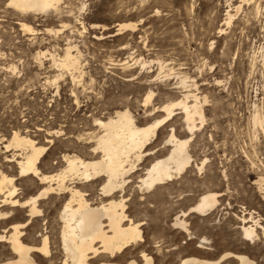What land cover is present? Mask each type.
<instances>
[{
  "label": "rangeland",
  "instance_id": "1",
  "mask_svg": "<svg viewBox=\"0 0 264 264\" xmlns=\"http://www.w3.org/2000/svg\"><path fill=\"white\" fill-rule=\"evenodd\" d=\"M83 3L85 25L98 28L84 31L76 25L73 17ZM65 6L61 15L48 12L31 19L34 33L23 34L6 0L0 2V142L15 130L42 145L52 139L41 163V170L51 173L64 165V153L89 156L91 136L99 132L95 119L105 120L128 107L144 125L164 115H152L154 107L182 98L186 90L206 96V123L191 139L188 171L148 194L139 192L137 184L115 194L127 199L129 217L143 222L144 241L112 260L140 262L144 251L155 264H178L183 255L213 260L233 252L264 264L263 235L244 240L240 230V217L249 212L264 226V193L256 183L264 177V0H70ZM227 11L234 15L230 24ZM119 23L134 24L135 29L116 34ZM73 24L82 35L70 33ZM58 29L62 32L56 33ZM67 35L72 36L69 41ZM69 44L76 47L73 53L79 52L74 71L57 66L51 57L62 58ZM39 51L47 53L38 58ZM150 92L151 102L144 105ZM173 119L147 146L153 154L138 163V174L154 157L167 154L172 130L180 138L186 136L182 114ZM53 129L60 133L49 137L47 130ZM4 144L0 170L16 177L20 199L39 192L42 185L36 178L18 177ZM100 184L93 186L94 206L101 198ZM202 191L222 194L220 205L206 216L188 213V235L174 227L173 220L188 211ZM65 200L60 195L42 200L40 217L21 229L30 245L39 244L42 234L49 236L51 255L41 256L38 264H62L58 214ZM2 209L11 212L0 220V234L28 219L26 209ZM13 256L9 243L0 242V262ZM99 258L91 259L92 264Z\"/></svg>",
  "mask_w": 264,
  "mask_h": 264
},
{
  "label": "bare ground",
  "instance_id": "2",
  "mask_svg": "<svg viewBox=\"0 0 264 264\" xmlns=\"http://www.w3.org/2000/svg\"><path fill=\"white\" fill-rule=\"evenodd\" d=\"M69 1L6 0V8L12 9L13 15L17 16V24L23 34H31L35 31L29 24L31 19L37 20L39 14L45 15L48 12L61 15ZM84 8L85 4L83 3L79 15L73 17L76 25H81L84 31L98 28L97 24H90L89 27L85 25L84 19L81 17ZM240 9L241 6L239 5L235 8V11L238 13ZM72 11L73 9H69L67 12L72 13ZM71 13L69 16H71ZM233 17L234 15L227 11L226 23L230 24ZM75 27L74 24L71 26L70 33L76 32L78 35H82L83 31L78 29L74 31ZM117 27L116 34L121 33L126 28L135 29V25L131 23H119ZM63 28H70V24H64ZM60 32L62 31L58 29L56 33ZM71 37L67 35V40L69 41ZM75 48V46L69 44L62 58L57 60L53 55L51 56L53 62H56V65L63 69L76 70L80 64V59L79 52L73 53ZM46 53V51H39L37 56L41 58ZM161 67L163 69V66ZM11 68L16 69L14 65ZM181 84L187 85L185 80H182ZM186 91L188 92L182 98L154 107L153 112H150L152 115H156L158 112H162L164 115L144 125L138 124L135 115L128 107L116 110L113 115L105 120L95 119V125L99 128V132L90 135L89 142L93 140L94 145L91 146L89 156L82 157L77 153H64V165L59 170L51 173L41 170V163L49 151V144L53 142L52 139L46 140L49 143L48 145H42L18 130L13 131L8 139H2L0 144L5 142L3 145L5 152L12 153L10 155L11 159L8 161L16 162L18 177L36 178L42 186L39 192L20 199V189L15 185L16 177L0 170V220L8 218L11 212V210L2 209L4 206L13 207V209L15 207L26 209L28 215L26 222L12 224L10 232L5 228L3 234H0V242H8L15 254V256L1 261L0 264H38L41 256L44 258L50 257V240L47 234H42L39 244L30 245L23 241L24 234L21 229L29 224L31 219L40 217L42 214L40 203L53 195L66 197L58 214L61 222L59 239L63 254L62 264H92L91 259L97 256H100L97 264H155L152 256L144 251L141 252L140 262L135 259L122 262L112 260L118 254H122L133 243L144 241L143 222L130 218L127 214V199L122 194L117 199L115 194L119 191L124 192L126 186L131 188L130 186L133 184H137L136 187L139 192L151 193L160 186L172 181L182 172H187L191 167L193 158L189 151L190 142L196 131L206 123L204 106L207 103V97L201 98L198 96L199 94L189 90ZM152 97L153 93L150 92L143 99L144 105L149 104ZM178 114H182L186 136L180 138L176 130H172L171 134L167 136V141L171 146L167 154L159 158L154 157L145 172L138 174V163L143 162L147 156L153 154L147 146L155 141L159 130L173 121V118ZM254 120L258 121L259 119L257 120V117H255ZM58 133H60V130H47L49 137H53ZM205 161L202 162V167ZM202 167L199 168L202 169ZM98 182L101 183L100 188L97 189V191H100L101 198H99L98 204L94 206L91 195L95 189V187L93 188L94 184ZM256 183L264 193V177L260 176ZM221 195L217 192L204 191L188 211L181 212V216L175 217L173 226L186 231L190 235L188 222L185 219L188 213H196L200 216L210 214L220 205L219 198ZM103 198H106V200H103ZM245 215L240 217L242 238L253 241L259 239L261 235L264 237V226L257 217L253 216V212H249L247 217ZM203 240L206 239L203 238ZM198 248L205 249L202 244H199ZM178 264L258 263L245 253L225 252L213 260L196 255H183Z\"/></svg>",
  "mask_w": 264,
  "mask_h": 264
}]
</instances>
